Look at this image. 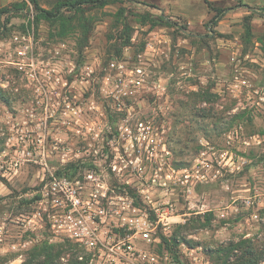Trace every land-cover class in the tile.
Returning a JSON list of instances; mask_svg holds the SVG:
<instances>
[{
  "label": "rangeland",
  "instance_id": "1",
  "mask_svg": "<svg viewBox=\"0 0 264 264\" xmlns=\"http://www.w3.org/2000/svg\"><path fill=\"white\" fill-rule=\"evenodd\" d=\"M15 1L22 0H1L0 7ZM57 1L38 4L52 9ZM210 4L225 8L216 22L210 21ZM194 8L199 15L187 18L165 13L163 0L87 6L92 29L86 43L77 20L63 35L29 2L1 18L0 91L7 102L0 98V255L10 259L5 264H22L42 241L75 243L55 233L50 201L34 199L70 163L74 173L63 175L79 180L83 199L97 190L103 205L130 197L146 211L150 240L135 235L137 248L162 254L160 236L177 233L192 244L178 246V264H215L203 247L260 238L264 0L205 1ZM124 18L131 32L127 45L119 38L129 31L120 24ZM154 18L161 20L155 27L164 28L166 39L147 46ZM116 58L144 70L143 86L120 103L106 79L108 63ZM148 135L156 142L152 146ZM88 171L94 179L86 177ZM130 215L136 214L123 212ZM116 218L100 223L106 240L129 233L115 226Z\"/></svg>",
  "mask_w": 264,
  "mask_h": 264
},
{
  "label": "built area",
  "instance_id": "2",
  "mask_svg": "<svg viewBox=\"0 0 264 264\" xmlns=\"http://www.w3.org/2000/svg\"><path fill=\"white\" fill-rule=\"evenodd\" d=\"M138 60L142 58V52L137 54ZM107 80H111L113 88L109 94L117 102L133 97L144 83V70L140 65L129 67L127 59H111L108 63ZM140 127L144 129L142 123ZM148 137L147 145L152 146L154 138ZM139 139V138H138ZM86 177L94 179L92 171H88ZM79 180H72L65 175H52L45 184L48 186L46 193L40 194V201L49 200L52 206L51 226L55 233L64 235L74 240L87 252L90 264H163L170 262L178 264L177 259L168 252L159 254L150 249L137 248L133 238L138 235L143 241L150 240L152 222L148 220L146 211L132 204L130 197L121 199V204L103 205L98 199L97 190L90 193V198L83 199L79 190ZM103 197L105 192L102 193ZM92 199V200H91ZM130 209L134 216L124 217L123 212ZM55 210V212H53ZM109 210L112 213H109ZM141 213L142 215H138ZM117 217L116 227L129 230L124 236H117L113 241L103 237L100 223H105L109 216ZM162 217V214H160ZM120 217L122 221L120 222ZM161 220V219H160ZM82 255L79 259H82Z\"/></svg>",
  "mask_w": 264,
  "mask_h": 264
},
{
  "label": "trees",
  "instance_id": "3",
  "mask_svg": "<svg viewBox=\"0 0 264 264\" xmlns=\"http://www.w3.org/2000/svg\"><path fill=\"white\" fill-rule=\"evenodd\" d=\"M114 0H58L55 6L52 9L42 8L38 4V0H22L9 3L8 5L0 7V31L5 27V24L1 23V18L4 15H9L13 11H23L29 2L35 9L37 16L46 20L52 26H58L61 34H65L69 25H71L73 20H77V26L81 31V37L84 43L87 42L91 29L92 22L88 20L85 16V8H101ZM211 5V9L215 14L210 19L211 22H216L221 15L224 13L225 8H219ZM227 9V8H226ZM65 12H70L72 15H65ZM70 22L65 24L64 22ZM121 25L127 30H129L125 35H119V38L123 42V45H127L130 42L131 32L130 27L126 23V19L120 22ZM150 29L160 25L161 20L159 18L151 19ZM245 35L249 36L251 34L250 24L245 25ZM110 39V35L107 36ZM1 90V89H0ZM0 98L5 103L7 98L0 91ZM76 166L74 163H70L68 166L62 168V170L56 171L57 175H62L63 173L71 175L70 170L75 171ZM130 193L134 195L133 191L130 189ZM40 195H36L34 199H39ZM260 219V238L257 236L251 238H239L237 240H231L226 244H219L214 248L203 247L205 253L213 259L215 264H264V207L260 210L259 213ZM182 225V224H180ZM161 242L160 246L165 249L168 253L173 255L178 259V246L180 244H185L191 246L190 240L184 238L183 236L178 235L177 233H172L170 236H160ZM196 245H201L196 244ZM80 248L77 243L70 242L69 240L62 243H48L47 241H42L38 244H35L29 251V256L25 258L22 264H86L87 258L82 255V259H79L81 256ZM67 255V260L65 263L60 260L65 258ZM8 255H0V264H5L9 261Z\"/></svg>",
  "mask_w": 264,
  "mask_h": 264
},
{
  "label": "crops",
  "instance_id": "4",
  "mask_svg": "<svg viewBox=\"0 0 264 264\" xmlns=\"http://www.w3.org/2000/svg\"><path fill=\"white\" fill-rule=\"evenodd\" d=\"M1 1V0H0ZM205 1H223V0H163V7L166 12L175 17L195 18L200 12L194 8L195 4H203ZM164 28L154 27L149 32V42L147 46H160L161 41L165 40Z\"/></svg>",
  "mask_w": 264,
  "mask_h": 264
}]
</instances>
